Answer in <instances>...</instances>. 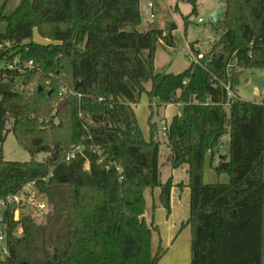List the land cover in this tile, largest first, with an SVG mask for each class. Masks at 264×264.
Masks as SVG:
<instances>
[{"label":"trees","instance_id":"obj_1","mask_svg":"<svg viewBox=\"0 0 264 264\" xmlns=\"http://www.w3.org/2000/svg\"><path fill=\"white\" fill-rule=\"evenodd\" d=\"M188 2L196 14L198 0ZM224 3L215 24L224 33L179 74L155 71L157 45L175 46L176 23L141 30L139 0H22L11 14L0 11V200L34 182L50 206L42 222L15 221L8 208L0 264H158L166 251L152 253L157 227L145 220V192L160 188L170 213L172 178L160 179L154 122L167 104L182 105L166 143L171 169L189 167L191 264H264V104L237 95L242 71L264 70V0ZM35 31L50 43L36 42ZM17 58L23 73L7 67ZM17 79L24 90L5 93ZM66 86L82 97L61 100ZM143 94L150 141L132 107ZM9 121L21 147L48 157L5 161ZM226 135L229 154L214 170L230 180L206 184V158Z\"/></svg>","mask_w":264,"mask_h":264},{"label":"rangeland","instance_id":"obj_2","mask_svg":"<svg viewBox=\"0 0 264 264\" xmlns=\"http://www.w3.org/2000/svg\"><path fill=\"white\" fill-rule=\"evenodd\" d=\"M22 0H0V9L4 6V13L11 14L14 12ZM162 10L163 12L157 15L155 20L151 19V11L146 6V3L142 1L140 3V16L142 19V24L140 29L147 30L149 27H165V23L174 21L178 26V31L174 35V47H167L163 44L157 45L156 50V59H155V71L156 72H169L179 74L184 72L191 64L190 54H194L195 51H199L203 54H208L214 47L215 43L220 39L224 31L218 29L213 23L211 16L213 15L215 9L220 8L224 10L225 3L224 0H198L196 4V14H192L193 5L186 0H162ZM178 5L179 10L175 11V6ZM167 6H171L172 13H169L166 9H169ZM160 7V8H161ZM219 11V10H218ZM189 17L188 21L186 18ZM199 19H202L203 22H199ZM34 40L39 43L48 44L50 41L48 39L42 38L38 31H35ZM6 64L4 62L0 63V69L4 68ZM255 74L253 76L252 86H246V82L243 80L239 86L238 90L242 98H250L251 92L254 86H258L262 91L264 90V70H254ZM15 84L18 89L21 91L24 90L22 86V80L17 79ZM19 86V87H18ZM149 87V85H147ZM178 112V107L168 106L160 109L157 115L154 117V122L158 128V137L161 141L160 148V173H161V182L165 183L169 178L167 174L168 169V158L170 156V149L166 143L167 133L162 130L166 125V120L168 126H171L174 115ZM136 114L138 124L141 128L143 136L146 141L151 140V131L149 126V119L151 116L150 109V100L147 94H143L141 97L140 103L136 107ZM12 121H9L7 124L8 134L6 141L3 145L2 156L7 162H29L34 157L38 161H42L48 157V154L45 152L35 153L33 156L29 151L20 146L16 137L12 132ZM222 153L229 152V136H225L222 139L221 146ZM207 172L210 169L209 159L206 163ZM208 174V173H207ZM214 174V171H212ZM206 179L209 180L208 175ZM31 196V195H30ZM29 197H23L24 201L20 204L18 220L22 216L32 215L37 219L38 222H42L45 219L47 212L49 211L50 206L43 212L38 211L33 207V203L30 201ZM43 196V195H42ZM44 199L47 200L45 196ZM42 197V198H43ZM48 202V200H47ZM152 204L148 199L146 202V211L150 212ZM148 209V210H147ZM159 220V216L157 215ZM5 229L3 226H0V230ZM21 234V230L18 232ZM154 251L156 253V245L154 246ZM158 251V250H157ZM172 257H168L165 261H162L160 264H165L168 260H171ZM159 264V263H158Z\"/></svg>","mask_w":264,"mask_h":264},{"label":"crops","instance_id":"obj_3","mask_svg":"<svg viewBox=\"0 0 264 264\" xmlns=\"http://www.w3.org/2000/svg\"><path fill=\"white\" fill-rule=\"evenodd\" d=\"M141 2L142 1L139 0V6ZM161 6H162L161 2L156 4L157 15L163 12ZM167 7L169 9H166V10L169 11V13H172L173 11L170 9L171 6H167ZM176 7L179 10L178 5H176L175 11H176ZM2 10H4V6H2V8L0 9V11ZM218 10H221L224 16V10L220 8L215 9L214 13L217 12ZM171 22H174V21H171ZM6 28H7V24L1 22L0 23V33L5 32ZM163 28L164 27H162L161 29ZM178 30L179 29L177 26V30L174 31L173 36ZM166 73H169V72H166ZM254 74H255L254 70L242 71L240 74L239 84L244 80L246 82V86L248 87L252 86ZM237 95L240 99L244 101L257 103V104H264V90L262 91L258 86L253 87L252 92H251L252 97L250 98H246V99L242 98L240 95V91L238 90V87H237ZM137 106L138 104L132 105L135 111V114H136ZM168 106L178 107V112L174 115V117L180 114L181 109H182L181 104L162 105L159 108L158 112H160V109L164 107L167 108ZM136 117H137V114H136ZM165 120H166V125L168 126L167 119ZM229 141H230V138H229ZM228 154L229 152L222 153L220 149L215 153L213 157L210 154L207 156L206 161L207 159H209L210 169H209V172H207L206 165H205L204 182L206 184L228 183L229 182L230 178L228 175L226 174L218 175L214 170V167H216L219 164V161L221 159L227 158ZM168 169H169V172L167 174V178H172V184H173L172 191H171V211L170 213H168V211L161 204V201L159 199L160 194H161L160 188L147 189L145 192L146 202L149 199L152 204V208L150 209V212L146 211L145 213V216H144L145 220L147 221L149 225L152 224L154 227H157V230L153 231V234H152V253L156 254L154 251L155 249L154 246L156 245V252L159 247H161L162 249L166 251L165 255L160 260L159 264L162 261H165L166 259H168V257H172V258L171 260L169 259L168 262L165 264H191L192 231H191L190 226H184V224H186L190 218L191 191H190V188L188 187L189 167L188 165H184L178 169H171L168 163ZM212 171H214V174H212ZM207 175L209 177V180L206 179ZM157 215L159 216V220L157 219Z\"/></svg>","mask_w":264,"mask_h":264},{"label":"built area","instance_id":"obj_4","mask_svg":"<svg viewBox=\"0 0 264 264\" xmlns=\"http://www.w3.org/2000/svg\"><path fill=\"white\" fill-rule=\"evenodd\" d=\"M144 1L146 3V6L148 9L151 11V19L155 20L157 18V13H156V4L160 3L162 0H140ZM188 1V0H186ZM199 22H203L202 19H199ZM161 44L163 42L161 41ZM204 58L203 53L199 54H190V59L191 62H200ZM7 67L10 70H16L18 69L21 73H23V69L20 64V60L17 58L13 62L8 63ZM27 69L32 70L34 69L33 62L28 63L25 66ZM15 85V90H20L17 88L16 84ZM19 87V86H18ZM21 91V90H20ZM227 91H228V96L230 99L236 98L235 93L233 90L230 88V86H227ZM59 97L61 100H64L69 97H77L81 98L82 95L77 93L73 88H70L68 86L61 88L59 92ZM163 131L168 133L169 132V126L165 125L163 127ZM77 151H81V148H77L70 156L74 157L75 153ZM68 158V159H69ZM31 195V196H30ZM29 197L30 196V201L33 203V207L36 208L38 211L43 212L46 209H48L49 203L47 202L46 199H44V195L39 193L38 189L36 188V184L34 182L27 184L21 191L18 193L8 196L6 199L0 200V220L4 214V212L8 211V208H12V212L14 213V220L18 221V213H19V206L20 204L24 201L23 197ZM43 197V198H42ZM9 220V217H8ZM0 226H3L5 229L0 230V260H4L6 256L9 254V249H8V243H7V225H3L0 223Z\"/></svg>","mask_w":264,"mask_h":264},{"label":"water","instance_id":"obj_5","mask_svg":"<svg viewBox=\"0 0 264 264\" xmlns=\"http://www.w3.org/2000/svg\"><path fill=\"white\" fill-rule=\"evenodd\" d=\"M47 11H44L43 14L45 15ZM223 16V12L221 10L215 12L212 16H211V19L213 21L214 24H217L221 21V18ZM82 85V81H79L77 86H81ZM3 91L5 93H10V92H13L15 91V85L13 83H10V82H7V83H4L3 84ZM40 91H42V88H40ZM67 104V101H63L60 105H59V108H63L65 105ZM8 118H10V115L8 114L7 115ZM42 151V148H35L34 149V152L35 153H39ZM8 217H9V213L8 211L4 212L1 220H0V223L3 224V225H7V222H8Z\"/></svg>","mask_w":264,"mask_h":264}]
</instances>
